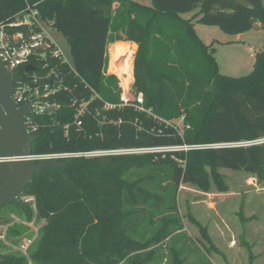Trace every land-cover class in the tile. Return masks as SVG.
<instances>
[{"label":"trees","instance_id":"obj_1","mask_svg":"<svg viewBox=\"0 0 264 264\" xmlns=\"http://www.w3.org/2000/svg\"><path fill=\"white\" fill-rule=\"evenodd\" d=\"M246 1L253 10L232 0H152L150 7L132 0H0V22L13 21L30 9L63 34L73 66L103 102L116 106L110 115L114 125L87 123L81 134L71 129L70 139L64 136V122L43 121L45 127L32 135L34 155L171 149L70 159L66 168L35 175L24 196L35 198L37 213L31 205H14L28 222L36 216L38 239L29 257L0 252L1 264H145L142 253L156 255L184 229L177 222L182 184L209 192L214 182L226 191L220 169L264 179V143L211 147L264 139V47L249 75H222L213 49L198 37L193 20L182 18L199 9L196 23L229 34L264 30L263 0ZM115 41L139 47L133 93L143 94L144 111L121 106L118 78L104 73L107 45ZM149 220L161 222L163 229L144 231ZM27 230L16 227L10 237ZM181 253L184 249L174 254L178 262L184 260Z\"/></svg>","mask_w":264,"mask_h":264},{"label":"rangeland","instance_id":"obj_2","mask_svg":"<svg viewBox=\"0 0 264 264\" xmlns=\"http://www.w3.org/2000/svg\"><path fill=\"white\" fill-rule=\"evenodd\" d=\"M132 1L145 7L153 5L152 0ZM198 13L199 9H195L183 14V18L193 20L198 37L205 45L211 46L219 72L234 78L249 75L253 71L256 54L264 47V30L253 29L241 34H229L217 26L196 23ZM51 33L64 54L71 57L64 35L56 30ZM127 44L130 51L123 48ZM133 44L130 41H115L107 45V59L111 64L112 75L118 73L125 83L131 75L132 84V66L139 48ZM129 65L131 71L128 70ZM178 124L182 127L180 121ZM219 174L223 177L226 191L220 190L214 182L209 192L188 184L180 186L177 199V218L180 220L177 222L184 229L180 235H173L167 244L159 247L160 251L156 255L142 253L145 264H264V179L244 171L227 169H220ZM33 198L23 195L21 200L24 202ZM21 210L14 204H8L1 209L0 219L11 221V216L18 215ZM32 222L34 229L38 231L36 216L29 223ZM152 224L150 220L147 221L143 230L157 233L163 229L161 222ZM31 229L29 227L26 233L31 234ZM201 229L205 230L209 241L204 238ZM175 247L176 250L172 253ZM182 249L184 253L179 256L180 260H184L178 262L174 254ZM10 251L16 252L12 248H0L3 253ZM157 257L162 259L159 263Z\"/></svg>","mask_w":264,"mask_h":264},{"label":"built area","instance_id":"obj_3","mask_svg":"<svg viewBox=\"0 0 264 264\" xmlns=\"http://www.w3.org/2000/svg\"><path fill=\"white\" fill-rule=\"evenodd\" d=\"M38 13L30 9L16 16L13 21L0 22V59L5 68L14 74L13 99L19 107L28 106L32 114L26 118L28 131L31 135L37 133L48 121L49 125L64 122V136L70 139L71 129L77 134L83 133L85 124L95 123L99 126L114 125L111 114L116 109L112 103L103 102L99 93L88 84L73 66L71 57H67L52 36L56 30L52 24L40 21ZM57 31V30H56ZM109 64V65H108ZM31 69H28V68ZM105 75L109 73L110 63L106 55ZM114 75V74H113ZM119 80L121 106H136L144 111V96L142 93L133 95L132 79L125 83L120 75H114ZM101 112L104 117L100 119ZM86 134V132H85ZM95 137L99 134L95 132ZM264 139L254 143H239L221 146H248L262 144ZM201 148V147H196ZM188 150V148H185ZM163 150L151 149H93L78 152L48 153L32 155V161L57 160L65 162L70 159H99L115 155H130L154 153ZM10 162L12 159H3ZM24 204L32 206L35 214L36 200H24ZM30 227L31 234L10 237L11 230L16 227ZM38 231L34 222L24 221L18 215H12L11 221L0 219V248L8 247L29 257Z\"/></svg>","mask_w":264,"mask_h":264},{"label":"water","instance_id":"obj_4","mask_svg":"<svg viewBox=\"0 0 264 264\" xmlns=\"http://www.w3.org/2000/svg\"><path fill=\"white\" fill-rule=\"evenodd\" d=\"M236 5L253 10L246 0H232ZM137 46V44H133ZM28 69H31L30 67ZM14 74L0 59V211L8 204L23 206L21 197L35 175L44 170H58L68 163L57 160L32 161L34 138L28 131L26 118L30 108L19 107L13 99ZM3 159H12L5 162ZM4 259L0 256V264Z\"/></svg>","mask_w":264,"mask_h":264},{"label":"bare ground","instance_id":"obj_5","mask_svg":"<svg viewBox=\"0 0 264 264\" xmlns=\"http://www.w3.org/2000/svg\"><path fill=\"white\" fill-rule=\"evenodd\" d=\"M129 47H130L129 44L123 46L124 50H126V51H130ZM128 70L131 71V65H129Z\"/></svg>","mask_w":264,"mask_h":264},{"label":"crops","instance_id":"obj_6","mask_svg":"<svg viewBox=\"0 0 264 264\" xmlns=\"http://www.w3.org/2000/svg\"><path fill=\"white\" fill-rule=\"evenodd\" d=\"M182 18H183V15H182ZM261 29V28H260ZM242 36V35H241ZM135 47H137V46H135ZM133 60V59H132ZM111 62H112V60H111ZM111 65V64H110ZM124 66V65H123ZM132 70H133V66H132ZM109 73H111V71L109 70ZM132 73V72H131ZM112 74V73H111ZM113 74H116V75H119L118 73H113ZM130 79H132L131 78V75H130V77H129Z\"/></svg>","mask_w":264,"mask_h":264},{"label":"flooded vegetation","instance_id":"obj_7","mask_svg":"<svg viewBox=\"0 0 264 264\" xmlns=\"http://www.w3.org/2000/svg\"><path fill=\"white\" fill-rule=\"evenodd\" d=\"M112 47V46H111ZM113 47H114V45H113Z\"/></svg>","mask_w":264,"mask_h":264}]
</instances>
